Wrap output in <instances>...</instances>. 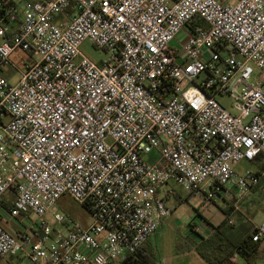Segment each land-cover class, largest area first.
Masks as SVG:
<instances>
[{"label": "built area", "instance_id": "obj_1", "mask_svg": "<svg viewBox=\"0 0 264 264\" xmlns=\"http://www.w3.org/2000/svg\"><path fill=\"white\" fill-rule=\"evenodd\" d=\"M241 162L264 165V0H0V260L123 264L171 216L170 184L235 201L232 225L264 175ZM251 239L264 257V219Z\"/></svg>", "mask_w": 264, "mask_h": 264}, {"label": "rangeland", "instance_id": "obj_2", "mask_svg": "<svg viewBox=\"0 0 264 264\" xmlns=\"http://www.w3.org/2000/svg\"><path fill=\"white\" fill-rule=\"evenodd\" d=\"M181 37L182 35L179 36V38ZM80 51L82 54L97 63L106 62L109 58V55L105 51L96 49L88 41L84 42L81 45ZM218 101L227 110L231 111L230 99L218 98ZM257 169L258 168L255 165L249 162H241L236 167V170L239 172H244L246 170L255 172ZM170 186L173 188L172 200L174 199L177 202L182 201L181 205L178 206L179 209L175 216H177L179 218V221L185 225L188 224V218L191 214H193L196 221L200 220V216H205L214 225L219 224L224 219V215L219 207H223L222 210H227L230 206H233L235 204V201H232L228 204L219 201L217 202V204H207L203 206V204H199L202 201V197L187 196L176 185L170 184ZM196 203L198 209L201 208V210H199V216L195 215V213L193 212V207ZM236 206L237 210L231 214L233 224L230 225L227 223V226L231 227L230 230L228 229V233H251L253 229L264 219V180H261V182L255 189L247 194L246 197H244L241 201L237 202ZM56 210L63 217L69 219L71 224H77L81 227H84L87 223L90 222V215L87 210L82 205L75 202L68 195H63L57 200ZM196 213H198L197 210ZM25 260L26 259L21 258L20 255H16L15 257H12L10 259L3 260L0 264H26ZM260 261L261 260H259L258 264H260Z\"/></svg>", "mask_w": 264, "mask_h": 264}, {"label": "crops", "instance_id": "obj_3", "mask_svg": "<svg viewBox=\"0 0 264 264\" xmlns=\"http://www.w3.org/2000/svg\"><path fill=\"white\" fill-rule=\"evenodd\" d=\"M10 60L18 67L22 68L26 62L30 61V58L28 55L16 50L11 55ZM2 73L11 84H15L17 82V74L11 68L4 67L2 69ZM260 167L261 165L257 168L261 171H264ZM261 180H264V175L262 176ZM181 203L182 201L177 202L174 199L168 202V206L172 210V215L162 224L157 233L146 242V245L148 249L154 254L157 264H208L199 255L197 249L200 245V242L202 241L201 238L207 239L208 237H212L214 235L213 227L218 226L222 221L219 224L214 225L205 216H200V220L196 221L193 214H191L188 218V224H182L179 221V218L175 216L179 209L178 206L181 205ZM194 207L193 212L195 215L199 216V210H201V208L198 209L197 203L194 205ZM219 209L222 211L223 207H219ZM196 210L198 213H196ZM89 223H87L85 226H88ZM190 225L191 228L189 227ZM5 226L14 232V223H7ZM240 236V233L235 232H230L227 235V237H229V239L234 242L238 240ZM12 257L15 256L6 257L0 260V263L3 260L10 259ZM259 260L264 262V257L258 252V255H255L252 258L251 264H258ZM25 261L26 264H29L27 260ZM261 261L260 264H264ZM222 264L249 263L246 261L245 257L233 252Z\"/></svg>", "mask_w": 264, "mask_h": 264}, {"label": "trees", "instance_id": "obj_4", "mask_svg": "<svg viewBox=\"0 0 264 264\" xmlns=\"http://www.w3.org/2000/svg\"><path fill=\"white\" fill-rule=\"evenodd\" d=\"M264 170V165L260 167ZM232 208L222 210L224 219L213 227L214 235L207 239L201 238L198 247V253L208 264H222L233 252H236L246 258L251 264L252 258L258 255L257 244L252 242L251 233L240 232L241 236L235 242L227 237L231 227L227 226V217ZM191 228V225L189 226ZM229 229V230H228ZM123 264H157L154 254L144 243L127 261Z\"/></svg>", "mask_w": 264, "mask_h": 264}]
</instances>
